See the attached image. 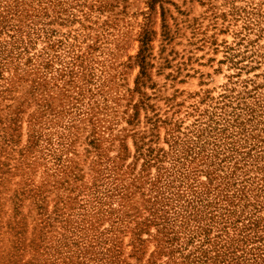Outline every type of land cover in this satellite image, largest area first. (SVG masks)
I'll list each match as a JSON object with an SVG mask.
<instances>
[{
  "label": "rangeland",
  "instance_id": "374dc122",
  "mask_svg": "<svg viewBox=\"0 0 264 264\" xmlns=\"http://www.w3.org/2000/svg\"><path fill=\"white\" fill-rule=\"evenodd\" d=\"M0 264H264V0H0Z\"/></svg>",
  "mask_w": 264,
  "mask_h": 264
}]
</instances>
